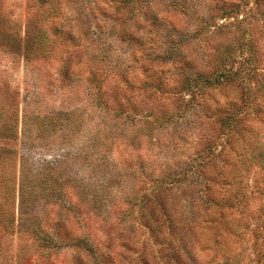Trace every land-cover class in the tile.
<instances>
[{
	"label": "rangeland",
	"instance_id": "374dc122",
	"mask_svg": "<svg viewBox=\"0 0 264 264\" xmlns=\"http://www.w3.org/2000/svg\"><path fill=\"white\" fill-rule=\"evenodd\" d=\"M107 254L264 264V0H0V264Z\"/></svg>",
	"mask_w": 264,
	"mask_h": 264
},
{
	"label": "trees",
	"instance_id": "16d2710c",
	"mask_svg": "<svg viewBox=\"0 0 264 264\" xmlns=\"http://www.w3.org/2000/svg\"><path fill=\"white\" fill-rule=\"evenodd\" d=\"M176 179H174V178H171L169 181L170 182H168L169 184H173L174 182H177V181H175ZM43 183H45V186H44V189H46L45 187H47V186H49L51 183H50V178H44L43 180ZM163 187V186H162ZM54 188L52 187V189L51 190H53ZM47 190V189H46ZM49 190V189H48ZM152 215H154V214H152ZM83 240V238L82 239H78L77 240V238H75L74 239V241H73V244H80L81 243V241ZM88 241L90 242V243H92L89 239H88ZM88 242V243H89ZM93 249L94 250H96V249H98L97 248V246L94 248L93 247ZM108 257H109V261H108ZM98 259H99V261H101V262H103L104 264H110L111 262H112V259H111V257H110V254H107V257H98Z\"/></svg>",
	"mask_w": 264,
	"mask_h": 264
}]
</instances>
